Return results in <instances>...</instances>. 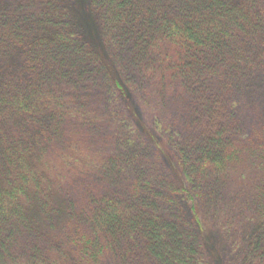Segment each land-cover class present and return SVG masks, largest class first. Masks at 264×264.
<instances>
[{"label":"trees","instance_id":"1","mask_svg":"<svg viewBox=\"0 0 264 264\" xmlns=\"http://www.w3.org/2000/svg\"><path fill=\"white\" fill-rule=\"evenodd\" d=\"M30 1L39 10L0 19V264H198L202 245L191 226H199L191 192L200 196L210 181L244 161L227 84L235 72L223 69L240 43L264 50L261 0H83L85 18L94 15L99 25L97 48L68 14L66 0ZM113 56L178 85L187 115L168 147L188 186L181 193L191 224L165 218L158 206L161 190L154 187L158 191L148 195L138 178L125 194L89 198L87 211L65 223L53 259L35 245L18 256L19 241L33 229L28 206L42 188L34 153L60 141L64 111H81L69 109L77 104L68 105L61 90H75L88 79L97 84L102 71L119 87L105 63ZM40 123L43 130L33 132ZM6 126L32 141H5ZM119 161L108 158L104 173ZM251 247L264 260V225Z\"/></svg>","mask_w":264,"mask_h":264},{"label":"rangeland","instance_id":"2","mask_svg":"<svg viewBox=\"0 0 264 264\" xmlns=\"http://www.w3.org/2000/svg\"><path fill=\"white\" fill-rule=\"evenodd\" d=\"M261 2L263 9L264 0ZM82 3L83 0H66L67 12L97 48L94 37L99 38V25L94 15L89 20L85 18ZM37 10L39 6L30 0H0V19ZM239 46L240 51L235 46L226 55L229 65L223 70L231 68V73L235 72L227 84L233 88L244 161L210 181L200 196L191 192L199 226L191 224L193 216L181 193L188 186L168 147V137L175 134L187 115L178 85L150 76L125 56L106 57L105 63L115 77L113 81L119 80V87L108 83L105 77L110 76L102 71L93 89L88 79L75 90H61L68 105L77 104L69 109L81 111L76 115L64 111L60 141L44 143V150L34 153L39 155L42 188L40 196L28 206L33 229L19 241L17 255L35 245L53 259L65 223L73 215L79 217L87 211L89 198L125 194L139 178L148 195H152L154 187L161 190L158 206L165 218L177 222L181 218L191 224L202 245L198 264H264L251 251L264 225V50L253 43ZM44 123L34 127L33 132L43 130ZM3 133L5 141L11 136L32 141L23 130L6 126ZM110 157H120V161L110 174H105L103 163ZM40 198L45 199V204L39 202Z\"/></svg>","mask_w":264,"mask_h":264}]
</instances>
